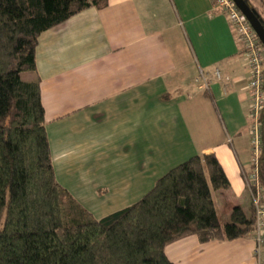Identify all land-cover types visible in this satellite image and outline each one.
<instances>
[{
  "label": "crops",
  "instance_id": "obj_1",
  "mask_svg": "<svg viewBox=\"0 0 264 264\" xmlns=\"http://www.w3.org/2000/svg\"><path fill=\"white\" fill-rule=\"evenodd\" d=\"M25 72L40 83L55 178L92 214L130 206L168 170L209 153L230 183L215 191L219 211L228 218L244 196L249 210V74L210 0L89 7L39 35ZM253 246L252 235L204 243L190 235L164 251L173 264H255Z\"/></svg>",
  "mask_w": 264,
  "mask_h": 264
},
{
  "label": "trees",
  "instance_id": "obj_2",
  "mask_svg": "<svg viewBox=\"0 0 264 264\" xmlns=\"http://www.w3.org/2000/svg\"><path fill=\"white\" fill-rule=\"evenodd\" d=\"M106 4L0 0V264H173L164 249L184 237L204 243L252 235L251 206L248 213L234 206L227 221L216 211L212 190L230 183L212 153L171 168L138 201L100 218L57 182L39 80H23L20 73L34 70L43 31ZM259 121L264 185V108Z\"/></svg>",
  "mask_w": 264,
  "mask_h": 264
},
{
  "label": "built area",
  "instance_id": "obj_3",
  "mask_svg": "<svg viewBox=\"0 0 264 264\" xmlns=\"http://www.w3.org/2000/svg\"><path fill=\"white\" fill-rule=\"evenodd\" d=\"M213 7L227 18L234 30L237 43L245 59L249 74L247 93L249 98L248 136L250 151V167L243 172L244 183L249 194L250 204L254 214L253 257L255 264H264V185L258 175V160L261 150L259 116L264 108V46L257 38L246 17L237 8L233 0H210ZM214 77L220 80V71L215 69ZM203 86H207L208 78L199 72Z\"/></svg>",
  "mask_w": 264,
  "mask_h": 264
},
{
  "label": "water",
  "instance_id": "obj_4",
  "mask_svg": "<svg viewBox=\"0 0 264 264\" xmlns=\"http://www.w3.org/2000/svg\"><path fill=\"white\" fill-rule=\"evenodd\" d=\"M237 8L246 17L249 24L252 26L257 38L264 46V25L262 21L258 18L256 11L252 6L245 0H233Z\"/></svg>",
  "mask_w": 264,
  "mask_h": 264
},
{
  "label": "rangeland",
  "instance_id": "obj_5",
  "mask_svg": "<svg viewBox=\"0 0 264 264\" xmlns=\"http://www.w3.org/2000/svg\"><path fill=\"white\" fill-rule=\"evenodd\" d=\"M252 2H253V6L258 10V12L260 13V14H263L264 15V0H252ZM23 74L24 73H26V74H24V75H29V72H22ZM22 73H20L21 75H22ZM22 77V76H21ZM23 78H25V77H23ZM215 191H218V192H216V193H220V191H222V190H214V191H212L213 192V199H214V201H215V204H216V207H217V210H218V214H219V216H220V219H221V221H227L228 220V218H227V216L226 215H224V213H221L220 211H219V194H215ZM109 195V194H108ZM107 195V196H108ZM106 195H104V197H102L103 199H106V197H107ZM247 197L248 196H244V205L242 206L243 208H245V212L246 213H248V209H247V207H248V203H247ZM115 205V204H114ZM247 206V207H246ZM250 206H251V204H250ZM105 212H113L112 210L110 211V210H108V211H103V213H105ZM94 216L96 217V218H100L102 215H100V214H102V211L100 210V211H98L97 209H94Z\"/></svg>",
  "mask_w": 264,
  "mask_h": 264
}]
</instances>
